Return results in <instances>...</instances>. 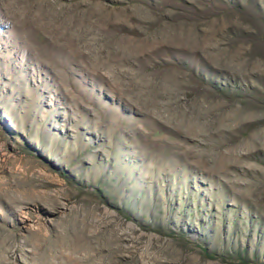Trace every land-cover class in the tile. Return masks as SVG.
<instances>
[{"label": "rangeland", "instance_id": "1", "mask_svg": "<svg viewBox=\"0 0 264 264\" xmlns=\"http://www.w3.org/2000/svg\"><path fill=\"white\" fill-rule=\"evenodd\" d=\"M250 7L0 0V264H264Z\"/></svg>", "mask_w": 264, "mask_h": 264}, {"label": "trees", "instance_id": "2", "mask_svg": "<svg viewBox=\"0 0 264 264\" xmlns=\"http://www.w3.org/2000/svg\"><path fill=\"white\" fill-rule=\"evenodd\" d=\"M248 4H249V1H248ZM249 7V6H248ZM251 8V7H250ZM253 11H255V17L257 18V20L258 21H260L262 24H263V26H264V19H263V17H264V11H262L263 13H261V11H258L257 10V8H251ZM199 79V82H202V83H204V84H206L210 89H213L215 92H217V93H219V94H223V95H225L226 97H228V96H230V95H234V96H237L238 94H236V93H232L231 94V92L229 91V89L226 87V86H222V85H217V84H214V83H212V82H209V81H207V80H204V79H202L201 77L200 78H198ZM198 249H199V251L204 255V256H206V257H208L209 259H211V257L212 256H210V255H208V254H206L205 253V250L204 249H201V248H199L198 247ZM244 252H239L238 254H237V256H236V258L238 259V262L239 263H241V262H243L244 260H243V258H242V254H243Z\"/></svg>", "mask_w": 264, "mask_h": 264}]
</instances>
